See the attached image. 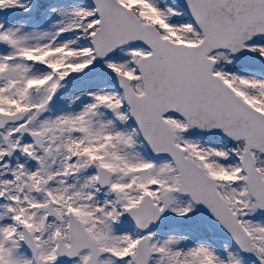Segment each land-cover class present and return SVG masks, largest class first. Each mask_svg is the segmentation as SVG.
I'll return each instance as SVG.
<instances>
[{
	"label": "snow or ice",
	"instance_id": "snow-or-ice-1",
	"mask_svg": "<svg viewBox=\"0 0 264 264\" xmlns=\"http://www.w3.org/2000/svg\"><path fill=\"white\" fill-rule=\"evenodd\" d=\"M0 264H264V0H0Z\"/></svg>",
	"mask_w": 264,
	"mask_h": 264
}]
</instances>
